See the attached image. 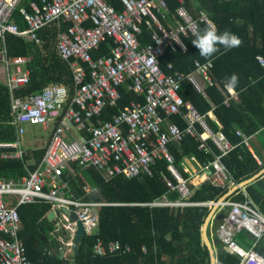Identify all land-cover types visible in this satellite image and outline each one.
<instances>
[{
	"label": "built area",
	"instance_id": "2783aa9c",
	"mask_svg": "<svg viewBox=\"0 0 264 264\" xmlns=\"http://www.w3.org/2000/svg\"><path fill=\"white\" fill-rule=\"evenodd\" d=\"M24 0H0V63L4 80L0 83L9 95L10 124L15 129L16 140L0 143V149L8 151L0 154V159H23L26 148L23 137L25 125H41L45 129L52 126L53 131L40 163L22 181L0 179V264H32L24 249V242L18 233L22 228L18 207L32 203L50 206L58 223L53 238L58 244L70 249L75 236L76 225L69 219L74 213L80 221L85 237L94 235L98 225V211L103 203L88 202L74 197L68 182L63 179L66 171L75 176V166L81 169L94 168L104 180L117 175L131 179L152 173L156 161L164 159L166 169L173 179L164 178L165 186L177 195V199L160 200L148 206L175 209L185 206H213L217 202L187 203L189 196L188 175L209 172L205 181L219 189L237 185L226 165L225 156L235 146L228 140L217 123L213 131L205 117L199 115L178 96L179 85L187 81L193 90L206 98L207 87L215 85L207 61H193V69L183 75L167 66L168 73L161 70L160 58L168 50L185 51L182 38L193 36L199 26L205 24L209 29L215 27L203 11L191 15L182 0L170 15L168 0H119L122 11L107 0H37L18 7ZM18 7L26 27H18L10 21L14 9ZM70 25L60 31L56 40V52L70 65L74 93L62 85H50L40 94L31 97H15L13 92L25 88L30 83L26 64L29 57L7 58L4 37L12 35L28 43L39 46L38 32L52 24ZM143 27L149 31L151 42L142 45L139 36ZM107 39L113 40L111 54L92 59L91 52ZM255 60L264 70V58L256 55ZM130 81L129 90L142 101L133 100L123 110L112 116L111 121H101L97 125L91 118L98 117L106 106H114L119 99L117 89ZM223 105L228 106L235 93L224 86ZM184 112H180L181 108ZM178 114L183 122L179 129L174 124L163 128L165 118ZM196 127L201 132H196ZM235 135L247 145V137L236 130ZM188 136L198 140V149L208 148L210 141L217 153L207 165H199L192 155L182 167L187 178H182L172 167V155L168 144H178ZM34 163V162H33ZM30 165V162L28 163ZM193 165V166H192ZM85 193L90 189L83 187ZM240 201L225 200L219 206L223 218L215 230V236L223 250L239 259V264H264V256L255 249L264 240V216L258 207L242 191ZM250 238L249 249L235 241L238 234ZM92 254L98 257L128 254V245L119 242L102 244L96 239ZM143 253L146 250L142 249ZM216 264H221L216 261Z\"/></svg>",
	"mask_w": 264,
	"mask_h": 264
},
{
	"label": "trees",
	"instance_id": "16d2710c",
	"mask_svg": "<svg viewBox=\"0 0 264 264\" xmlns=\"http://www.w3.org/2000/svg\"><path fill=\"white\" fill-rule=\"evenodd\" d=\"M29 1L24 0L21 6H26ZM118 11L123 10L119 0H107ZM187 12L192 16L197 11H204L217 34L228 31L236 35L242 43L240 46L225 50L217 45L219 51L210 58L212 68L210 76L215 85L207 87L204 91L206 98L196 93L187 81L179 85L178 96L183 103H188L199 115L212 112L221 125V131L230 140L235 149L225 156L223 163L226 165L235 183H240L258 174L264 165H259L248 151L241 139L235 135L240 130L247 137L264 128V70L255 60L256 55L264 58V0H182ZM170 15L178 6L177 0H168ZM196 5H199L197 7ZM18 7L10 18L18 29L26 27ZM70 23H52L38 32L41 40L39 46L28 43L21 38L5 35L4 47L6 57L28 56L31 60L27 64L30 83L27 87L13 92L15 97H31L40 94L50 85H62L69 89L70 97L74 93L72 72L67 61L58 56L56 40L60 31L65 30ZM208 28L201 24L197 33ZM139 36L142 45L151 42L149 31L144 27ZM197 33L193 36L182 38L185 51H166L160 58L161 70L164 73L178 71L183 75L193 69V61H206L199 55V50L192 44ZM113 40L107 39L91 52L93 60L111 54ZM171 64L172 70L167 71ZM237 76L234 91L236 100H231L228 106L223 105V92L232 75ZM130 81L117 89L119 99L114 106H106L98 117L91 118L97 125L99 122L111 121L112 116L123 110L131 101H142L143 96H137L129 90ZM226 94V93H225ZM184 112V108L180 109ZM13 114L10 112L9 95L7 90L0 86V143H12L16 140L15 129L10 124ZM168 122L182 128L183 122L178 114L167 117ZM208 126L215 131L216 124L205 117ZM43 127V126H42ZM44 146L27 149L23 159L0 160V179L21 181L34 171L42 159L48 145L53 128ZM196 132L201 129L196 127ZM199 142L195 138L183 137L178 144H168V151L172 155V167L182 177L187 174L182 172V159L192 155L199 165H207L217 153L210 141L206 142L208 148L198 149ZM8 151L0 149V154ZM30 162V165H28ZM34 162V163H33ZM164 159L156 161L152 167V174H140L137 177L126 179L117 175L109 180H104L94 168L81 169L75 166V176L66 171L63 179L74 197L88 202H99L104 205L98 211V225L94 235L84 239L80 254L74 261L57 260L38 248L49 241L51 246L57 245L53 238L55 224L47 220L46 213L50 206L44 203H32L18 207L22 228L18 237L24 242L25 254L32 264H210L207 246L202 238V226L208 217L209 206H185L170 209L167 207L148 206L149 204L165 197L173 200L176 193L170 192L165 186L164 178L174 182L166 169ZM90 189L85 193L83 187ZM189 196L187 203L199 204L218 202L227 190L213 187L209 182L199 184L197 187L188 185ZM248 197L258 207L264 216V176L258 177L245 188ZM241 198V197H240ZM96 239L102 244L119 242L128 245V254L116 253L104 257L92 254V245ZM244 245V244H243ZM146 253L142 252V249ZM255 251L264 256V240L260 241ZM217 260L221 264H239V259L227 254L219 243Z\"/></svg>",
	"mask_w": 264,
	"mask_h": 264
},
{
	"label": "water",
	"instance_id": "95a60500",
	"mask_svg": "<svg viewBox=\"0 0 264 264\" xmlns=\"http://www.w3.org/2000/svg\"><path fill=\"white\" fill-rule=\"evenodd\" d=\"M264 174V170L260 171L258 174H255L253 177L250 179H247L245 181H242L238 183L232 190L233 192L236 189L242 188L247 186L248 184L254 182L260 175ZM228 194V193H227ZM226 195H224L217 203L213 205V209L209 213L208 217L206 218L203 226H202V238L204 244L207 246L209 256H210V264H216L217 261V254H218V248L217 246L219 245V240H212L209 235H208V230L211 224V220L219 208L220 204L223 203L226 199ZM54 217V212L50 211L46 218L49 221H52L53 224L57 223V220H53ZM220 219L222 220L223 214H221ZM69 219L71 222H74L76 225V231H75V236L72 241V246L70 249L65 248V246H62L60 244H57L55 246H51L49 241H45L40 248H38L39 252H45L51 257H55L57 260H67V261H74L80 254V249L81 246L83 245L84 239H85V233L84 229L78 221L77 217L75 216L74 213H69ZM216 226H219V222L216 223Z\"/></svg>",
	"mask_w": 264,
	"mask_h": 264
},
{
	"label": "crops",
	"instance_id": "0c3cea01",
	"mask_svg": "<svg viewBox=\"0 0 264 264\" xmlns=\"http://www.w3.org/2000/svg\"><path fill=\"white\" fill-rule=\"evenodd\" d=\"M204 12V11H203ZM196 14V13H195ZM194 14V15H195ZM23 57H28V56H23ZM30 58V60H31V57H29ZM29 60V61H30ZM29 61H28V63H29ZM212 61V60H211ZM27 63V64H28ZM1 64V63H0ZM27 64H26V69H27ZM192 71V70H191ZM190 71V72H191ZM4 80V71H3V68H2V65H0V83L2 82ZM214 82V81H213ZM1 86V85H0ZM234 93H235V97L233 98V99H231V100H236V98H237V93H236V91H233ZM223 95H224V99H225V91L223 92ZM230 100V101H231ZM186 104H188V103H186ZM207 117L210 119V120H212L216 125H217V120H216V118H215V116H214V114H213V112L211 113V115L210 116H208L207 115ZM171 122H168V120H167V117L165 118V122H164V124H163V128H166L167 127V125L168 124H170ZM171 124H173V123H171ZM219 124V123H218ZM175 125V124H174ZM220 125V124H219ZM221 126V125H220ZM179 128V127H178ZM179 129H181V128H179ZM27 133V132H26ZM244 134V133H243ZM245 135V134H244ZM246 136V135H245ZM247 137V136H246ZM258 137V138H257ZM248 139H247V145L248 146H246L247 147V149H248V151L251 153V155L253 156V158H254V160L259 164V165H261V164H263L264 165V128L263 129H261L259 132H257V133H255V134H253L252 136H249V137H247ZM241 139V138H240ZM39 141H41V139H39V140H37V141H35L34 142V139H33V143L35 144L34 146H31V148L30 149H33V148H38V147H40V146H44L45 145V143H46V141H44L43 143H39ZM249 141H252L251 143H249ZM231 142V141H230ZM232 143V142H231ZM233 144V143H232ZM240 144H243L242 143V139H241V142H240ZM23 145H24V147L26 148V146H25V144H24V142H23ZM235 146V145H234ZM27 149L28 148H26V152H27ZM235 149V148H234ZM188 158V156H186V158H183L182 159V167H185L186 165H188V166H191V164H189V162H187V163H185V160ZM0 160H2V159H0ZM3 160H6V159H3ZM29 163V162H28ZM193 166V165H192ZM262 170H264V168L262 169ZM261 170V171H262ZM230 172V171H229ZM207 173L209 174V172H199V173H197V175H194V176H190L189 177V175H188V180H189V185H192L193 187H197L199 184H202V183H204L205 182V179H206V177H207ZM152 174V173H151ZM230 174V173H229ZM231 175V174H230ZM151 176V175H150ZM260 176H264V174L263 175H260ZM259 176V177H260ZM27 177V176H26ZM232 177V176H231ZM4 180V179H3ZM9 181V180H8ZM13 181V180H12ZM22 181V180H21ZM15 182H19V181H15ZM207 182V181H206ZM210 183V182H209ZM249 185V184H248ZM216 188V187H215ZM234 187H232V188H230V187H228L227 189H224V190H227V192H226V194H227V196H226V199L225 200H232V201H240V200H242L243 199V197H242V191H244V192H246V190H245V188H246V186L245 187H242V188H239V189H236V190H234L233 192H231V190L233 189ZM225 194V195H226ZM223 197V196H222ZM221 197V198H222ZM241 197V198H240ZM220 198V199H221ZM219 199V200H220ZM169 200V199H168ZM225 202V201H224ZM210 207V206H209ZM211 208V210L213 209V206H211L210 207ZM211 212V211H210ZM217 212H218V214H217ZM49 212H47L46 213V215L45 216H47V214H48ZM222 214V212L221 213H219V210L217 209V211L215 212V214H214V216H213V218H212V220H211V224H210V227H209V229H210V231L212 230V228H214V233H215V230H216V228H217V226H216V223L217 222H219L220 221V215ZM214 219V220H213ZM53 220H55L54 219V217H53ZM209 231V230H208ZM209 231V232H210ZM209 235V234H208ZM209 237H210V235H209ZM216 237V236H215ZM211 238V237H210ZM249 238V237H248ZM217 239V238H216ZM250 239V238H249ZM213 240V239H212ZM244 244V243H243ZM249 246H250V244H248ZM244 246H245V248H246V244H244ZM217 248H218V246H217ZM244 248V249H245ZM247 249H249V248H247Z\"/></svg>",
	"mask_w": 264,
	"mask_h": 264
},
{
	"label": "clouds",
	"instance_id": "9594fccd",
	"mask_svg": "<svg viewBox=\"0 0 264 264\" xmlns=\"http://www.w3.org/2000/svg\"><path fill=\"white\" fill-rule=\"evenodd\" d=\"M196 6L199 7V5ZM241 43L242 41L236 35L228 31H224L222 34H217L215 30L208 28H205L202 32L197 33L196 38L192 41V44L199 50V55L207 61L206 66L211 65L210 58L213 56V54L219 51L217 45H221L225 50H229L231 48L240 46ZM236 82L237 76L233 74L231 80L227 84H225L226 89L229 92L234 91ZM175 199H177V197ZM57 223L55 224V228Z\"/></svg>",
	"mask_w": 264,
	"mask_h": 264
},
{
	"label": "rangeland",
	"instance_id": "374dc122",
	"mask_svg": "<svg viewBox=\"0 0 264 264\" xmlns=\"http://www.w3.org/2000/svg\"><path fill=\"white\" fill-rule=\"evenodd\" d=\"M24 127H25L27 133L23 137V142H24L26 148H28V150L31 148V146L35 145L33 143V139H34V142L41 139V141H39V143H43L44 141H47L48 136H49V130H44L41 125H38V126L25 125ZM251 142L252 141H249V143H251ZM220 211H221V208L219 210V213H221ZM217 214H218V212H217ZM210 229H209V231H210ZM209 231H208V234L210 235L211 239L216 240L214 228H212V230L210 232ZM235 241L237 243H239L240 245H242L243 248H245L243 243L246 244L247 246L245 249L249 248L248 244H250V242H251L250 239L246 235H244L243 233L236 235Z\"/></svg>",
	"mask_w": 264,
	"mask_h": 264
}]
</instances>
